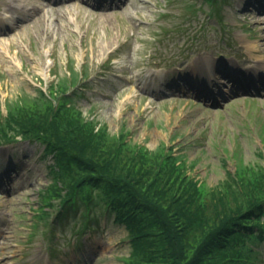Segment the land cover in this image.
Masks as SVG:
<instances>
[{"label":"rangeland","instance_id":"1","mask_svg":"<svg viewBox=\"0 0 264 264\" xmlns=\"http://www.w3.org/2000/svg\"><path fill=\"white\" fill-rule=\"evenodd\" d=\"M194 1L116 0L98 7L96 0H1L2 9L33 16L0 34L3 111L7 98L34 95L40 80L49 85L68 66L83 67L88 85L80 86L74 100L84 113L92 112L110 132L126 128L130 139L148 149L163 141L172 145L194 160L192 176L216 185L226 170L235 169L231 158L223 165L225 150L250 162L262 147L264 89L232 96L239 90L221 70L226 66L233 71L234 63L233 73L246 71L244 66L264 54V0H219L221 19H211V8L200 3L199 14L191 13L187 8ZM189 19L193 25L186 33L181 25ZM246 42L260 51L248 52ZM191 55L202 63L198 78L158 74L152 59L190 68ZM204 62H211V69ZM248 73V79L264 81ZM207 91L214 97H207ZM221 92L230 98L224 100ZM45 149L38 142L0 147V264H124L131 252L129 232L114 215L101 217L81 238L74 231L82 224V208L34 230L41 191L53 180L54 158L46 157ZM23 170L29 174L21 178L17 173ZM25 179L29 184L18 194L12 191L14 183ZM100 212L95 206L91 215ZM259 255L264 264V243Z\"/></svg>","mask_w":264,"mask_h":264},{"label":"trees","instance_id":"2","mask_svg":"<svg viewBox=\"0 0 264 264\" xmlns=\"http://www.w3.org/2000/svg\"><path fill=\"white\" fill-rule=\"evenodd\" d=\"M195 1L190 11L201 1L217 16L219 0ZM87 78L71 66L47 92L36 88L34 95L7 98L5 112L0 102V146L38 142L54 158L35 229L82 208V224L74 231L79 238L105 215L126 225L131 252L124 264H263L264 125L256 160L245 162L237 151L225 150L223 165L231 158L235 171L226 170L223 180L209 186L189 173L194 160L164 141L148 149L126 128L110 132L84 113L74 97ZM95 206L101 216L91 215Z\"/></svg>","mask_w":264,"mask_h":264},{"label":"bare ground","instance_id":"3","mask_svg":"<svg viewBox=\"0 0 264 264\" xmlns=\"http://www.w3.org/2000/svg\"><path fill=\"white\" fill-rule=\"evenodd\" d=\"M34 9V8H33ZM35 10H37V8L35 9ZM41 10V9H40ZM1 22H3V21H1ZM260 22H264L263 20H260ZM263 33H264V31H263ZM261 40L264 42V34H261ZM246 44L248 45V47H249V49L250 50H253V51H260V50H258L256 47H255V45L254 44H252V43H248V42H246ZM263 45H264V43H263ZM261 52H264V50H261ZM208 64V63H207ZM209 64H210V66H209V69H210V67H211V65H212V63L211 62H209ZM231 66H233V68L236 70V67L234 66V65H231ZM254 70L256 71V73L258 74H260L261 75V78H264V54L263 55H261L260 57H259V59H257L256 61H255V64H254ZM260 71H261V73H260ZM194 73H196V72H194ZM197 74V73H196ZM0 163H1V156H0ZM29 174V173H28ZM27 174V172H26V170L24 171H22V172H19V173H17V175L19 176V177H21V178H24L25 177V175H28ZM27 184H29V181H27L26 179L25 180H23V181H21V182H17V183H14L12 186H11V189H12V191H14V192H16L17 194L20 192V190L23 188V187H25ZM14 194V193H13Z\"/></svg>","mask_w":264,"mask_h":264}]
</instances>
